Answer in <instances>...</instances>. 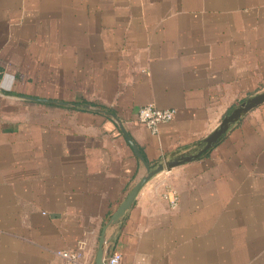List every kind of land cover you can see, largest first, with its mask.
Returning a JSON list of instances; mask_svg holds the SVG:
<instances>
[{"label": "crops", "instance_id": "crops-1", "mask_svg": "<svg viewBox=\"0 0 264 264\" xmlns=\"http://www.w3.org/2000/svg\"><path fill=\"white\" fill-rule=\"evenodd\" d=\"M263 89L264 0H0V264H94L144 170L122 129L154 167ZM148 103L174 118L152 132ZM104 234L120 264H264V103Z\"/></svg>", "mask_w": 264, "mask_h": 264}, {"label": "water", "instance_id": "water-1", "mask_svg": "<svg viewBox=\"0 0 264 264\" xmlns=\"http://www.w3.org/2000/svg\"><path fill=\"white\" fill-rule=\"evenodd\" d=\"M25 98H29L39 102H51V99L41 98V97H31L24 96ZM264 103V90L260 92H256L237 105H235L228 113H226L217 126L210 131L202 140L197 144V146L187 153H183L181 155L175 156L170 159H164L160 163H157L154 167H151L144 159L143 155L139 151L138 147L131 140L129 135L126 133L124 129H122L123 135L130 145L135 156L142 162L144 170L143 173L139 176V178L135 181L133 186L129 189L125 197L122 201L117 205L114 211L109 216L107 222L103 226V231L100 235L97 251L94 257V264H105V256L109 254V249L106 247V243L109 241L108 238L105 237L104 231L108 226L116 225L120 219L122 218L125 211L130 207L133 199L136 194L140 190V188L155 174L161 172L163 170L171 169L177 165L190 162L202 154L209 151L215 144L219 142V140L223 137V135L234 125L237 121H239L248 111L253 109L254 107Z\"/></svg>", "mask_w": 264, "mask_h": 264}, {"label": "built area", "instance_id": "built-area-1", "mask_svg": "<svg viewBox=\"0 0 264 264\" xmlns=\"http://www.w3.org/2000/svg\"><path fill=\"white\" fill-rule=\"evenodd\" d=\"M175 109H161L148 103L140 106L137 110V121L146 126L152 132H155L160 123L171 121L175 116ZM168 199L170 207L173 209L177 206V194L173 189H168L164 193ZM61 258L62 264H90L85 255L78 250L63 249L55 252ZM121 254L117 251L111 252L105 256V264H120Z\"/></svg>", "mask_w": 264, "mask_h": 264}, {"label": "rangeland", "instance_id": "rangeland-1", "mask_svg": "<svg viewBox=\"0 0 264 264\" xmlns=\"http://www.w3.org/2000/svg\"><path fill=\"white\" fill-rule=\"evenodd\" d=\"M263 90H264V89H263ZM263 90H261V91H263ZM259 92H260V91H259ZM251 95H252V94H251ZM248 96H250V95H248ZM248 96H247V97H248ZM247 97H245V98H247ZM245 98H244V99H245ZM244 99H242V100H244ZM242 100H241V101H242ZM241 101H239V102H241ZM239 102H238V103H239ZM238 103H237V104H238ZM237 104H236V105H237ZM262 104H263V103H262ZM260 105H261V104H260ZM234 106H235V105H234ZM234 106H233V107H234ZM233 107H231L226 113H228ZM251 110H252V109H251ZM251 110H250V111H251ZM250 111H248V112H247L242 118H244V117H245ZM242 118H241V119H242ZM241 119H240L239 121H237V122H236L234 125H232L231 127L237 125V124L241 121ZM224 135H225V134H224Z\"/></svg>", "mask_w": 264, "mask_h": 264}]
</instances>
